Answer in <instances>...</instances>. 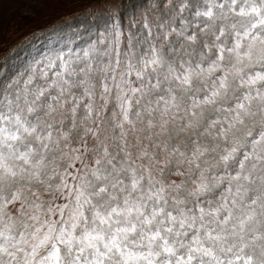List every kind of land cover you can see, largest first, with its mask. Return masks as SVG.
Returning <instances> with one entry per match:
<instances>
[{
    "label": "snow or ice",
    "instance_id": "obj_1",
    "mask_svg": "<svg viewBox=\"0 0 264 264\" xmlns=\"http://www.w3.org/2000/svg\"><path fill=\"white\" fill-rule=\"evenodd\" d=\"M0 264H264V0H151L0 82Z\"/></svg>",
    "mask_w": 264,
    "mask_h": 264
},
{
    "label": "rangeland",
    "instance_id": "obj_2",
    "mask_svg": "<svg viewBox=\"0 0 264 264\" xmlns=\"http://www.w3.org/2000/svg\"><path fill=\"white\" fill-rule=\"evenodd\" d=\"M151 0H0V82L57 56L73 59L111 39L113 17L126 32Z\"/></svg>",
    "mask_w": 264,
    "mask_h": 264
}]
</instances>
